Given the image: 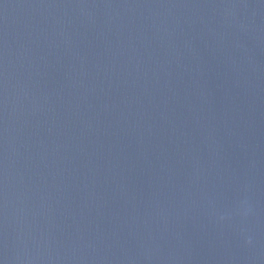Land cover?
Returning <instances> with one entry per match:
<instances>
[{"label":"water","instance_id":"1","mask_svg":"<svg viewBox=\"0 0 264 264\" xmlns=\"http://www.w3.org/2000/svg\"><path fill=\"white\" fill-rule=\"evenodd\" d=\"M0 264H264V0H0Z\"/></svg>","mask_w":264,"mask_h":264}]
</instances>
